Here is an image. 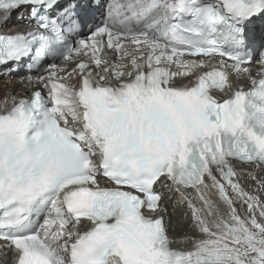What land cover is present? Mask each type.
I'll use <instances>...</instances> for the list:
<instances>
[{
  "label": "snow or ice",
  "instance_id": "6c2138e0",
  "mask_svg": "<svg viewBox=\"0 0 264 264\" xmlns=\"http://www.w3.org/2000/svg\"><path fill=\"white\" fill-rule=\"evenodd\" d=\"M21 10L0 264H264V0H0V27Z\"/></svg>",
  "mask_w": 264,
  "mask_h": 264
},
{
  "label": "bare ground",
  "instance_id": "6f19581e",
  "mask_svg": "<svg viewBox=\"0 0 264 264\" xmlns=\"http://www.w3.org/2000/svg\"><path fill=\"white\" fill-rule=\"evenodd\" d=\"M22 14H24V10L13 13L9 18V23L3 27H0V32L14 30L16 27H23L26 22L20 20V16ZM0 15H2V13H0ZM239 80L241 82L244 81L245 83H247L245 81V78H241ZM29 85L30 83H28V81L24 86L23 84H20L16 78L3 79L0 77V109L4 108L5 106L11 105V100L13 96L19 99L21 96L28 94L29 89H31ZM6 98L8 101L7 105H5ZM242 183L246 188L252 190L251 188L252 182L250 180L242 179ZM164 191L166 196V203L168 205V210L170 213V215L166 216V219L169 221L170 235L177 241H180L183 235L190 233V220L186 219L184 216V213L187 211V208L186 206H181V205H177L175 208H173V203L175 201L180 200L179 195H175L173 199L169 201L167 200V197L170 195V193L167 192V189H164ZM213 199H216L214 194H213ZM176 246L183 247L185 245L181 241ZM9 259H11L10 254H9Z\"/></svg>",
  "mask_w": 264,
  "mask_h": 264
}]
</instances>
